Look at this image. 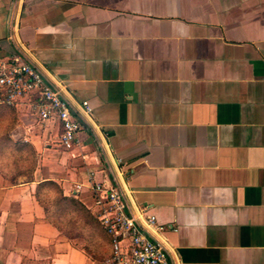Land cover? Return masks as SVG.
I'll return each mask as SVG.
<instances>
[{"label": "crops", "instance_id": "1", "mask_svg": "<svg viewBox=\"0 0 264 264\" xmlns=\"http://www.w3.org/2000/svg\"><path fill=\"white\" fill-rule=\"evenodd\" d=\"M13 55L81 130L64 150L56 119L0 102V264H106L91 176L165 228L169 264H264V0H0ZM48 186L93 219L100 258L48 218Z\"/></svg>", "mask_w": 264, "mask_h": 264}, {"label": "built area", "instance_id": "2", "mask_svg": "<svg viewBox=\"0 0 264 264\" xmlns=\"http://www.w3.org/2000/svg\"><path fill=\"white\" fill-rule=\"evenodd\" d=\"M28 100V108L39 120L56 119L61 126L59 144L64 150L79 146L81 124L70 103L60 91L48 84L42 74L31 64L16 55L0 61V102L15 107ZM85 114L90 113L88 103L81 102ZM92 192L98 208V220L110 239L111 254L106 264H169L163 245L155 238L154 231L165 228L148 216L140 223L130 215L114 188L94 182ZM145 208L140 212L144 213Z\"/></svg>", "mask_w": 264, "mask_h": 264}, {"label": "rangeland", "instance_id": "3", "mask_svg": "<svg viewBox=\"0 0 264 264\" xmlns=\"http://www.w3.org/2000/svg\"><path fill=\"white\" fill-rule=\"evenodd\" d=\"M27 155L29 157V154ZM11 156L14 157L12 154ZM39 197L48 218L71 237L72 242L91 253L94 252V255L100 258L102 238L93 219L78 207L65 204L52 186L42 189Z\"/></svg>", "mask_w": 264, "mask_h": 264}, {"label": "trees", "instance_id": "4", "mask_svg": "<svg viewBox=\"0 0 264 264\" xmlns=\"http://www.w3.org/2000/svg\"><path fill=\"white\" fill-rule=\"evenodd\" d=\"M66 203V202H65ZM73 207H78L74 202H71ZM79 208V207H78ZM80 209V208H79ZM81 210V209H80Z\"/></svg>", "mask_w": 264, "mask_h": 264}]
</instances>
